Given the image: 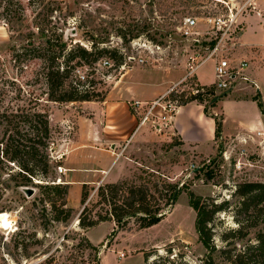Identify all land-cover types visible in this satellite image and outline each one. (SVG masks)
Listing matches in <instances>:
<instances>
[{"label": "rangeland", "instance_id": "rangeland-1", "mask_svg": "<svg viewBox=\"0 0 264 264\" xmlns=\"http://www.w3.org/2000/svg\"><path fill=\"white\" fill-rule=\"evenodd\" d=\"M0 1V112L46 110L51 127L49 153L52 159L47 180L35 179L24 184L16 180L19 166L1 156L4 162H0V189H3L0 191V212L9 214L12 226L0 228V264H146L145 253L167 255L170 249L173 251L171 257L181 256L190 264H208L209 259L228 264L232 252L256 241L259 228L250 229L243 238L233 233L239 227L235 216L239 197L233 193L241 183L264 181V135L255 134L242 141L220 137L214 153L202 156L184 150L176 138L170 142L166 137L162 139L168 127L160 130L148 123L143 130L149 127L150 137L142 140L144 142L135 152H126L139 166L123 181L146 183L152 188L162 181L178 187L185 184L207 199V203L214 198L215 203L222 205L209 224L212 249H207L199 239L196 211L189 204L187 189L180 191L158 223L141 228L136 219L127 223L124 217L120 224L126 223L123 228L113 220L114 227L109 231L110 223L103 222L90 232L92 239H103L93 244L85 235L86 229L79 225L83 209H74L67 221L55 219L62 199L54 196L55 206L44 198V188L35 184L38 181L66 183L62 175L65 169L60 173L57 168L65 162L55 157L77 145V118L92 116V111L101 109L102 105L106 108L108 101L119 103L121 117H126L130 111L134 113L131 103L135 99L125 96L133 86L145 85L153 91L167 84L169 89L175 87L172 95L178 97L180 103H188L186 97L192 91L191 83H178L187 73L193 53L197 51L198 57L203 54L205 42L181 35V20L187 15L197 16L199 27L205 31L208 16L241 11L234 29L237 41L248 22L259 15L255 0H46L45 6L36 5V8L29 7L28 0H23L26 14L19 19L7 10L6 2L9 1ZM40 27L52 38L63 33L68 44L79 42L91 48L95 42L99 47L116 49L123 55L122 63L118 64L111 55L103 56L95 63H83L72 72L70 80L85 84V88L96 93L97 100L57 102L46 99L48 88L42 76L44 61L26 49L33 43L45 41ZM106 60L109 63H104ZM214 63L208 60L201 68L207 81L216 78ZM245 74L232 81V88L251 82L247 70ZM222 92L225 91L215 89L216 95ZM251 114L253 116V109L245 107L244 119H250ZM233 122L231 116L226 125L228 130H234ZM12 132L14 129L0 125V141L6 140ZM128 140L130 145H135L137 137ZM58 178L61 182H57ZM27 187L34 189L33 195H27L24 190ZM87 190L84 204L91 211L85 215L109 214L110 207L101 201L99 189L89 187ZM63 236L67 240L60 243ZM83 238L92 246L79 247Z\"/></svg>", "mask_w": 264, "mask_h": 264}, {"label": "trees", "instance_id": "trees-1", "mask_svg": "<svg viewBox=\"0 0 264 264\" xmlns=\"http://www.w3.org/2000/svg\"><path fill=\"white\" fill-rule=\"evenodd\" d=\"M7 1H9L6 2L7 10L11 11L10 13L14 12L12 14L14 18H21V15L26 12L25 2L23 0ZM45 2L46 0H28L27 5L36 8V5L45 6ZM0 3L2 4L1 1ZM40 30L44 34L45 41L33 43L26 46V49L32 51L36 58L44 61L42 76L48 88L46 99L57 102L97 100L96 93L85 88V84L70 80L72 72L83 63H95L103 56L111 55L119 64L124 59L123 55L119 54L116 49L99 47L95 42L91 48L79 42L68 44L64 41L63 33L52 38L45 34V29L40 27ZM195 79L196 77L191 80L193 82L191 85H194ZM196 88L198 89L197 93H189L186 97L189 99L187 102L197 101L204 105L205 113L214 117L216 121V137L220 138L223 115H215L210 111V108L216 106L217 101L227 95L228 91L216 95L215 86L198 84ZM170 96L174 99L178 98L172 93ZM216 97L218 99L213 102ZM259 105L264 113V104L260 101ZM0 125L14 129V132L6 140L0 141V162H4L1 159L2 156L7 162H14L19 166L17 182L27 184L35 179L47 180L52 160L49 153L51 138L49 113L42 108L21 109L18 113L10 114L2 111L0 112ZM35 184L44 188V198L54 202L55 206L54 196L62 199V207L58 209L59 212L55 219L67 221L72 217L74 208L67 205L70 187L68 183ZM98 189L101 201L110 207L109 214H97L95 217H89L85 213L91 209L84 206L79 217V225L82 228L88 229L106 220H115L120 225L124 217L127 218V223L134 218L139 222L141 228H146L158 223L166 215L167 208L173 205L174 197L176 199L180 191L187 189L189 204L196 211L195 226L199 239L207 249L213 248L209 224L222 208V205L215 203L214 198H211V203H207V199L197 195L187 185L178 187L169 181H162L161 184L156 182L153 188L146 183L135 184L121 181L100 185ZM2 190L1 188L0 191ZM87 191V187H84L83 204ZM233 195L239 197L235 204V216L239 227L233 233H239L241 235L237 238H243L249 234V230L252 228H259V231L255 242L248 243L243 249L235 250L229 255L228 264H264V181L241 183ZM227 203L228 201H226ZM125 224L120 225L121 228ZM78 246L91 247L92 245L83 238ZM155 255L157 256L154 257ZM172 255L171 249L168 250L167 255L145 253V262L146 264H190L181 256L171 257ZM208 264L218 263L209 259Z\"/></svg>", "mask_w": 264, "mask_h": 264}, {"label": "crops", "instance_id": "crops-1", "mask_svg": "<svg viewBox=\"0 0 264 264\" xmlns=\"http://www.w3.org/2000/svg\"><path fill=\"white\" fill-rule=\"evenodd\" d=\"M255 1L259 15L248 22L231 52L235 62L242 59L249 61L247 76L251 82L230 89L231 91L229 90L227 95L217 101L216 106L210 108V111L215 115H223L221 137L224 139L234 137L236 140L242 141L258 133H262L259 136H263L264 132V113L259 105L260 101L264 104V0ZM202 66L196 72L199 84L215 83L216 78L205 80V74L201 71ZM135 81L133 79L132 83ZM168 90L169 85L167 84L161 89H153V91L148 86L137 85L133 86L132 91H127L125 96L143 101H153ZM242 93H247L248 96H240ZM118 104L114 102L111 104L108 101L106 108L100 105L101 109L97 108L95 112L92 111V116H79L77 118V145L68 147V151L61 154V159L65 162L62 165L65 169L62 175L70 186L67 205L76 210H82L86 204L82 203L84 187L98 190L99 186L104 183L123 181L130 171L139 166L135 158L126 152H135L140 148V144L144 142L142 140L151 135L149 127H145L144 130L141 127L135 132L136 115L130 111L126 117H121ZM245 107L253 109L251 118L255 119L254 121H251V118L244 119ZM231 116L234 118V130H228L226 127ZM216 127L214 117L205 113L204 105L197 101H190L180 105L167 133L161 135V138L166 137L167 142L176 138L184 150L191 151L193 154L211 156L218 144ZM130 137L131 140L137 137L135 145H130L128 140ZM208 148L210 150L205 152ZM103 222L110 223L109 231L115 224L113 220L100 223ZM100 223L85 231V235L93 244H98L103 240H94L90 236L92 228ZM106 238L107 236L104 241Z\"/></svg>", "mask_w": 264, "mask_h": 264}, {"label": "built area", "instance_id": "built-area-1", "mask_svg": "<svg viewBox=\"0 0 264 264\" xmlns=\"http://www.w3.org/2000/svg\"><path fill=\"white\" fill-rule=\"evenodd\" d=\"M240 13L241 11L235 13L231 10L228 14L208 16L205 19L207 22V30L205 31L199 27L197 16L187 15L183 17L179 25L181 35L197 42L203 39L205 43L203 47L204 52L200 54V57L197 56V51L195 52L197 55L193 53L190 57V61L187 65V73L178 84L184 82H190L192 84L193 82L191 80L196 77L197 70L208 60H214L215 62L214 74L216 81L214 86L216 90H230L233 87L232 81L246 76L245 71L250 65L249 61L247 59H242L239 62H235L231 57L232 49L237 44L234 29L237 26V16ZM212 33L214 35H212ZM104 63L107 64L109 61L106 60ZM198 84V82H194V85H191L192 91L190 94L197 93L198 89L196 87ZM174 88L175 87H171L166 93L153 101L138 99L132 101L131 105L134 114L138 117L135 132L148 123L152 127H156V129L160 130L169 127L181 105L179 98L174 99L170 96ZM201 90H204V88H201ZM261 134L262 133H258V135ZM61 157L62 155L55 157V159H60ZM57 168L60 173L64 171L62 165H58ZM59 180L61 179L58 178L57 182H61ZM66 240V236H63L59 242L61 243ZM123 256L124 254L121 253L120 257Z\"/></svg>", "mask_w": 264, "mask_h": 264}, {"label": "bare ground", "instance_id": "bare-ground-1", "mask_svg": "<svg viewBox=\"0 0 264 264\" xmlns=\"http://www.w3.org/2000/svg\"><path fill=\"white\" fill-rule=\"evenodd\" d=\"M12 226V221L7 212H0V228L9 229Z\"/></svg>", "mask_w": 264, "mask_h": 264}, {"label": "water", "instance_id": "water-1", "mask_svg": "<svg viewBox=\"0 0 264 264\" xmlns=\"http://www.w3.org/2000/svg\"><path fill=\"white\" fill-rule=\"evenodd\" d=\"M218 99V97H216L215 99H213V102L216 101ZM38 183H40V181H38ZM25 192L27 193V195L31 196L34 194V189L33 188H24ZM175 200V197L174 199Z\"/></svg>", "mask_w": 264, "mask_h": 264}]
</instances>
